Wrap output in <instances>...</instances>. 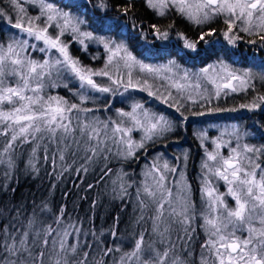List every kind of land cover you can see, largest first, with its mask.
Returning <instances> with one entry per match:
<instances>
[{
	"label": "snow or ice",
	"instance_id": "obj_1",
	"mask_svg": "<svg viewBox=\"0 0 264 264\" xmlns=\"http://www.w3.org/2000/svg\"><path fill=\"white\" fill-rule=\"evenodd\" d=\"M24 2L25 0H8V4L0 7V18L7 17L10 30H16L7 40L0 41V136L7 138V144L3 149L5 154L12 151L17 141L33 143L47 137L51 142H62L57 146L56 154L66 165L63 171L84 172L87 170L84 165L94 163L97 158L107 160L106 154L112 151L109 145L116 147L117 151L114 155L127 159L135 157L137 150H144L147 142L155 143L156 139L166 138V134L172 131V123L169 120L162 115L151 113L138 101L134 102L128 111L117 110L119 123L89 119L87 113L98 111V109L81 107V104L89 103L90 94L106 93L111 99L114 95L134 90L144 91L179 112L182 102H198L193 99V93L198 95L201 101L207 102L213 96L219 99L222 93L227 95L229 92H236L237 87L233 85V81L240 90L244 91L248 86L254 87V80L264 81V71L255 77L249 71L237 74L229 70L223 61L215 62L214 65L205 67L201 73L191 75L181 69L175 60H169L163 67H154L134 56L125 42L117 43L111 38L105 40L104 37L96 36L91 31H82V27L92 25L84 19L73 16L71 12L55 8L46 3V0H32V3H39L40 15L31 17L27 15L23 7ZM146 3L150 8L158 9V16H164V9L171 4L181 16L187 17L197 25L210 24L215 17L223 16L227 25L223 38L228 45H237V41L241 39L239 32L248 33L249 36L257 35L260 43L264 44V0H202L194 5L188 4L186 0H160L159 3L146 0ZM97 7L108 10V0H98ZM132 8L133 0H124L118 11L123 16L129 17ZM42 17L44 18L43 27L36 23ZM254 18L255 23H253ZM237 21L244 26L234 31L237 28ZM94 24L98 26V32H103L105 27L109 29L112 27L105 24L104 17L97 18ZM52 27L56 31L55 36L49 34V28ZM130 27L140 33L138 38H143L147 42V37L142 31V27H148L147 25L141 27L133 23ZM170 31H174L172 25L158 27L152 24L150 26V34L154 40L168 41ZM66 33L71 40L81 45L84 51L88 47L85 41H96L101 44L108 54L104 68L93 70L74 58L69 52V44L62 39ZM20 34H23V38H18ZM215 35L216 30L211 28L200 32L194 40L182 33H176L177 38L183 42V48L188 50V53L197 55L200 52L198 45L214 46L211 38ZM29 38L34 42H42L43 46L36 48V51L49 54L55 52L56 55L49 56L42 62L31 59L27 52L36 45L29 43ZM248 42L256 43L255 40ZM210 68L211 75H209ZM133 71L145 74L147 78L134 83ZM62 75L78 81L76 96L80 104L69 103L60 97L45 98L43 95L46 83L56 87L58 85L52 83V77L59 78ZM9 77L14 78L15 86L8 85ZM97 77L105 78L108 86L98 84L95 79ZM148 78L164 80L167 83L157 86L153 91V85L148 83ZM201 80L214 86L211 95L207 94V87L202 88ZM218 80L226 82L218 83ZM33 84L35 86H32ZM63 87L67 88L68 85L64 84ZM172 89L176 90L178 98L173 96ZM257 100L260 103L253 102L251 105L241 107L257 109L261 103H264V96L257 97ZM5 106L10 110H3ZM196 114L206 115L207 113ZM183 119L181 114V120ZM125 124L128 126H123ZM136 130L144 133L140 141L132 139L131 133ZM229 135L237 140L241 138L236 128H233ZM200 138L206 139V134L200 133ZM238 147L240 146L232 147V155L224 158L219 152L221 144L217 143L216 154H207V161L213 162L212 167H209L207 162L203 165V191L209 215L212 217H204V226L210 230V237H215V239L210 238L205 247L214 250L216 264H264V228L247 229L248 238L243 241L235 237L236 225L250 223L251 216L248 213L254 212L257 208L261 209L260 223L264 225V168L252 159L261 150L249 147L247 144L242 146V151H237ZM66 153L69 157L68 161L65 160ZM81 153L80 166L75 167L78 162L77 157ZM161 159L163 158L157 157V160ZM8 164L11 165L10 159ZM109 173L111 169L106 168L104 175ZM126 175L123 173L117 177L120 181L121 199L127 195V188L132 186L124 182L123 178ZM170 175L175 177L174 183L177 188L175 194L172 191L173 181L169 180ZM209 175L223 180L228 185V195L234 198L235 210H229L222 198L216 194L215 188L208 179ZM136 195L141 211L148 208L145 200L140 199L144 197L155 212L152 217L153 231H159L165 218H174L182 226L191 225L192 208L187 198V185L183 181V175L178 176L177 169L170 167L166 161L159 165L156 163L150 165L145 173L144 183L136 188ZM144 219L145 217L141 215L138 222ZM59 222L58 219L57 223ZM230 226L232 231H228ZM45 231L47 236H52L53 233L60 235L61 239L58 242L53 240L52 245L56 247L58 243L61 253H67L69 249L65 246L63 238L68 235V232L58 233L57 229L51 227ZM160 235H163V232H160ZM21 236L19 241L11 237L9 238L11 243L9 240L4 241V249L9 255L17 253L23 255L27 252L26 264H68L61 253H57L59 259L46 255L44 247L49 244L48 239H43L37 247V254L32 255L31 250L26 247L27 231L21 233ZM142 245L143 235H140L134 250L121 258L122 264H135L137 260H140L141 253L144 251ZM112 251L113 249L109 248L104 254L108 255ZM71 252H76L74 246L71 247ZM148 255L154 264L169 262V249L154 254L149 251ZM8 264H15V262L9 261ZM79 264H84V261L80 260ZM140 264H146V262L140 260ZM176 264H183V262L177 261Z\"/></svg>",
	"mask_w": 264,
	"mask_h": 264
},
{
	"label": "trees",
	"instance_id": "obj_2",
	"mask_svg": "<svg viewBox=\"0 0 264 264\" xmlns=\"http://www.w3.org/2000/svg\"><path fill=\"white\" fill-rule=\"evenodd\" d=\"M48 1L82 14L88 24L92 25L89 27L92 32L122 37L131 52L140 59L148 57L144 60L154 61L174 57L181 64L197 67L206 64L209 60L219 58L242 66L264 67V44L260 43L259 37L239 32L241 39L237 41V45H228L223 38V32L227 27L223 16L215 17L210 24L197 25L187 17L181 16L172 5L166 7L164 16H158L155 9L145 4L144 0H133L130 18L118 11L124 0H108V10L98 8V0ZM99 17H104L105 24L112 27L110 29L105 27L103 32H98V26L94 21ZM133 23L141 27L148 26L142 27L147 42L143 38H138L140 33L130 27ZM152 24L158 27L172 25L174 31H170L169 40L166 42L154 40L150 34ZM240 27L242 26L237 21V28L234 31H238ZM210 28L216 30V35L211 38L214 46L198 45L199 55L188 53V50L183 48V42L176 36V33H182L194 40L200 32ZM249 40H255L256 43H249ZM80 57L82 54H79ZM66 80L65 75L52 80V83L59 86L54 91L57 96L65 97L61 89H63L62 83ZM45 87V91H53L50 83ZM259 96H264V81L254 80V87L248 86L246 91L226 95L215 102L196 105L193 109L183 108L180 111L182 115L185 114L183 120L176 115L172 116L177 131L166 135V138H158L155 143L147 144L146 154L152 149H164L163 151L169 153L166 146L164 147L165 144L170 145L171 142L167 141L169 139H175L174 143L188 146L185 174L189 182L190 197L194 202L192 210L194 213L198 206H201V200L197 198L200 193L197 184V162L200 160V153L195 147L196 139L190 132L191 121L199 122L204 115L196 113L205 112L213 113L212 116L207 115L213 119L241 122L242 128L254 133L251 141L256 147H260L259 160L264 163V103L253 110L241 107L251 105L253 102L260 103L257 100ZM188 111L191 115L187 113ZM6 144L7 138L0 136V264H8L9 261L26 264L27 252L23 255L20 253L9 255L4 249L5 240L11 243L9 239L11 237L19 241L22 238L21 233L25 231L28 233L26 247L31 250L32 255L37 254V247L41 241L48 239L49 244L44 247L46 255L59 259L57 253H61V250L58 243L53 247L52 241L58 242L61 237L57 233L47 236L45 230L49 227L57 229L58 233L68 232L63 239L69 250L67 253H61L68 264H79L80 260H83L84 264H122L121 258L134 250L140 235H143L144 249L140 260L145 261L146 264H154L149 258V251L154 254L162 253L165 249H169L168 264H176L177 261H182L183 264H216L214 253L205 247L208 239L199 226V218L193 216L194 213H192L193 218L191 216L190 226L186 227L178 223L181 231L178 232L177 225L173 226L170 230L172 239H166L158 231H153L152 217L155 212L146 199L144 200L148 208L141 211L134 182H131L132 186L127 188V195L123 199L120 198V187L114 183L115 178L121 171L134 169L143 152H139L140 158L135 156L127 160L114 155L116 151H111L110 153L113 154H106L107 160L97 158L94 163L84 165L86 171L78 173L75 170L63 171L66 165L56 154L60 141L51 142L47 137L33 143L17 141L12 151L5 154L3 149ZM80 155L77 157L78 162L75 167L80 166ZM9 159L11 165L8 164ZM65 160H69L67 153ZM106 168L111 169L108 175H104ZM131 175L132 173H128L127 177L132 180ZM141 215L145 219L138 222ZM58 219L59 223H57ZM30 222L31 226H29ZM159 231L162 232L163 229L159 228ZM179 234L185 237V240H178ZM73 246L76 248L75 253L71 252ZM109 248L113 251L105 255V251ZM140 260L135 264H140Z\"/></svg>",
	"mask_w": 264,
	"mask_h": 264
},
{
	"label": "rangeland",
	"instance_id": "obj_3",
	"mask_svg": "<svg viewBox=\"0 0 264 264\" xmlns=\"http://www.w3.org/2000/svg\"><path fill=\"white\" fill-rule=\"evenodd\" d=\"M145 4L146 0H144ZM154 3H159L160 0H153ZM186 2L188 4H197L202 2V0H186ZM46 3L51 4L53 7L61 9L63 11H68L71 12L73 14V16L75 17H79L80 19H84V16L82 14H80L79 12L73 11L72 9H69L67 7H62L60 5H58L57 3H54L52 1H48L46 0ZM6 4H8V0H0V7H4ZM171 5V4H169ZM23 7L26 9V13L28 16L31 17H36L40 15V8H39V3H32V0H25ZM173 7V6H172ZM175 9V8H174ZM166 10V8L164 9V11ZM155 11L157 12L158 9H155ZM13 15V19H15L14 14ZM185 17V16H184ZM0 21L2 22V24H0V41H5L7 40V38L12 35L16 30H10L9 25L7 23V17L4 18H0ZM255 18L253 23H255ZM36 23H38L41 27L44 26V18L42 17L39 21H36ZM239 25H241L242 27L244 25H242L239 22ZM82 31H91L92 29H90L89 27H82L81 29ZM255 30V29H254ZM49 34L55 36L56 35V31L54 29V27L49 28ZM94 35L96 36H102L104 37L105 40H108L109 38H111L112 40L116 41L117 43L120 42H125L124 39L120 36H114L111 34H102V33H95L93 32ZM18 38H23V34H20V36ZM63 41L65 43L69 44V52L71 53V55L74 58L79 59V61L81 62L82 65L91 68L93 70H99V69H103L107 60V52L106 50L103 48V46L101 44H99L96 41H85V43L88 45L87 50L84 51L82 50L81 45H79L78 43H76L75 41L71 40L70 36L66 33L64 37H62ZM29 43H35L36 47L31 48L28 50L27 55L30 56L31 59H34L36 61H43L45 58H48L49 56H55L56 53L52 52V53H40L38 51H36V48L43 46L42 42H34L31 40V38H29ZM126 43V42H125ZM128 46V45H127ZM129 48V47H128ZM79 54H82V57L79 58ZM134 55V54H133ZM135 56V55H134ZM93 57H96V59H93ZM138 58V57H137ZM139 60L143 61L144 63L150 64L154 67H163L165 65L168 64L169 60H175L174 57H169V58H165V59H161V60H144V59H140ZM85 60V61H83ZM218 61H223L225 64H227L229 70L234 71L237 74H242L243 72L249 71L253 74V76L255 77L258 73H260L261 71H264V67L261 66H256V65H247V66H242L240 64H234V63H230L227 62L223 59H219L216 58L214 60H209V62H207L206 64L202 65V66H197V67H189L186 66L184 64H181L180 62H178L177 60H175V62L180 66L181 69H183L184 71H187L190 75L191 74H199L201 73V71L209 66V65H214L215 62ZM109 71H111V68H109ZM121 71H123V69H121ZM212 74V69H209V75ZM161 75H164V73H161ZM65 77H67L65 75ZM147 78L145 74H139L136 71H133V81L134 83L138 80L142 81L143 79ZM57 79V77L53 76L52 80ZM97 83L100 84L101 86H108V82L106 81L105 78H101V77H97L95 78ZM68 82V84H67ZM201 86L203 87H207V94L211 95L212 91H213V87L212 85L206 83L205 81L201 80ZM218 83H223L226 81H217ZM7 83L9 86H15V81L14 78L9 77L7 80ZM148 83L150 85H153L152 90L155 91L157 86H161L166 84L167 82L164 80H160V79H152V78H148ZM181 83H183V81H181ZM49 83H46V85ZM56 84V83H55ZM67 84L68 87H62L63 89H61V93H63L62 95L67 97V99H65V97H60L57 96L54 91L57 90V88L59 86L56 87H52L53 91L51 90H47L45 91L44 88V93L43 95L45 96V98H47L48 96H53V97H60L63 98L64 100L68 101L69 103H77L80 104L79 99L76 96V92H77V86H78V81L74 80V79H69L67 77V80L65 82L62 83ZM57 85V84H56ZM233 85L237 87V91L234 93H238V92H243L244 90H240L239 86L236 84L235 81H233ZM32 86H35L34 84ZM161 91H163V88H161ZM172 94L173 96H176L178 98V94L176 92L175 89H172ZM121 92H123V90L121 89ZM233 94V92H229L227 95ZM61 95V96H62ZM226 95H224L223 93L221 94V99L222 97H224ZM109 94L106 93H94V94H90V99H89V103L87 104H81V107L84 108H93V109H98V111H95L94 113H87L86 115L88 116L89 119H98L100 121H113L116 123H119L120 120L118 119V115H117V110H125L128 111L130 110L131 105L134 102H140L142 104H144L145 108H147L151 113H155L158 115H162L164 116L167 120H169L172 123V131L167 133L166 135L172 134L175 131H177V128L175 126V122L172 118V116H177L178 118H181V110L183 108L188 109H193L195 108L196 105L202 104V103H211V102H215L216 99L214 96L211 100L204 102L200 100V97L198 95H196L195 93H193V99H195L196 101H198L197 103H191V102H182V106L179 107V112H177V110L173 107H170L169 105H166L164 103H162L159 99H156L152 96H149L147 94V92L144 91H139V90H134L131 92H127V93H123V94H118V95H114L111 97V99L108 98ZM71 99V101L69 100ZM5 111L10 110L7 106L4 107ZM188 114L191 115V113L188 111ZM193 113V112H192ZM195 113V112H194ZM211 116L213 115V113H209ZM209 114H206L204 116H201V120H199V122L196 121H191V133L192 135L195 137L196 141H195V147H197L199 149V153H200V160L198 163V169H197V180L199 184V190L200 193H198L197 198L201 200V206H198L199 208H197L196 213H194L193 211H191V216L193 215L192 213H194L195 215H193L195 218H199L200 220V224L199 226L203 229V231L206 233L205 236H207V239L209 240L210 238L215 239V237H210V230L204 226V217L208 216L209 218H212L209 215V211H208V205L206 203V197H205V193L203 191V179H204V169H203V165L205 162H207L209 164V167H212L213 162L207 161V154L208 153H212V154H216V144L219 143L221 144V148L219 149L220 155L224 158H228L230 155H232L231 153V148L232 147H237V145H239L240 147L237 148V151H242V146L244 144H247L249 147H254L256 149H260V147H256L253 142L251 141V138L254 136V133H249V131H247L246 129L242 128L241 126V122L237 121V120H231V119H213V117L207 116ZM84 115V114H82ZM189 115V116H190ZM183 117L185 116V114L182 115ZM194 116V115H192ZM207 116V117H206ZM123 126H128L127 124L123 125ZM233 128H236L239 133L241 134V138L239 140L235 139L232 135H229V133L232 132ZM200 133H204L206 134V139H201L200 138ZM144 133L142 131L136 130L133 131L131 133L132 139L134 141H140L141 138L143 137ZM157 140V139H156ZM168 142H171L170 145L165 144L164 147L166 146V149L169 151V153L163 151L164 149H152L148 154L145 153V150L147 149V146L144 150H137V154H136V158H140L139 156V152H143L145 154H141V158L139 159V161L137 162V165H135L136 167L133 168H129V170L126 171H121L120 174L118 176H120L123 173H126L128 175V173H132V180L129 179L126 176H124V182L126 184H130L131 182H134L136 184V188L140 187L144 181H145V173L148 170V168L150 167V165H152L153 163H156L157 165L164 163L165 161L168 163V165L170 167H175L177 169V175L179 176L180 174L183 175V181L184 183L187 185V198L191 203V208L193 210V204L194 202L192 201L191 197H190V188L188 185V181L186 178V170H185V162H187L188 159V151L189 148L188 146H185L184 144H178V143H174L175 139H169L167 140ZM62 143V142H61ZM152 142H147V144H150ZM110 147H112V151H117L116 147L109 145ZM167 153V154H166ZM113 154V153H110ZM258 156H254L252 157V159L254 160L255 163L260 164V166L262 168H264V163H261L259 160V156L261 155V151H259ZM82 155V153H81ZM121 157V156H118ZM157 157H162L163 159L161 160H157ZM122 159H125L123 157H121ZM133 157H129L127 158V160L132 159ZM144 160V161H143ZM132 170V171H131ZM260 173H257V176L259 178ZM117 176V177H118ZM117 177L115 178V183H117L118 185L120 184V181L117 180ZM208 179L211 181L212 187L215 188L216 190V194L218 196H220L223 200V203L227 206V208L229 210H235L236 208V204L234 201V198H232L231 196L228 195V185L223 181V180H219L211 175L208 176ZM169 180L173 181L172 184V191L175 194L177 191V188L175 187V177L173 176H169ZM235 187V186H234ZM142 199H145L144 197H140ZM199 200V201H200ZM148 201V200H147ZM198 201V200H197ZM203 202V203H202ZM197 204V202L195 203V205ZM249 207H251V205H249ZM248 215L251 216V222L250 223H244V224H237L236 228H235V237H237L240 241H243L245 239L248 238V231L247 229L249 228H256V229H261L264 228V225H262L260 223L261 220V209L257 208L254 212L248 213ZM192 216V218H193ZM197 216V217H196ZM192 218H191V222H192ZM178 223L175 221L174 218H165L163 220V222L160 225V228L163 229V235L164 238L166 239H172L171 238V228L175 225H177ZM179 225V224H178ZM177 225V230L178 232L181 231L180 227ZM228 231H232L231 226L229 227ZM158 233L160 234V231H158ZM182 235L179 234V236L177 237L178 240H185V237H181ZM179 241V243H180ZM212 252L214 253V257H215V252L214 250H212Z\"/></svg>",
	"mask_w": 264,
	"mask_h": 264
}]
</instances>
